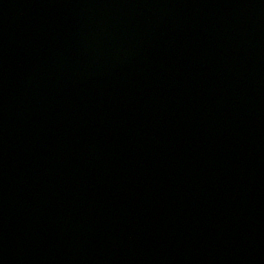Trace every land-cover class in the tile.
Wrapping results in <instances>:
<instances>
[{"label":"water","instance_id":"water-1","mask_svg":"<svg viewBox=\"0 0 264 264\" xmlns=\"http://www.w3.org/2000/svg\"><path fill=\"white\" fill-rule=\"evenodd\" d=\"M0 264H264V0H0Z\"/></svg>","mask_w":264,"mask_h":264}]
</instances>
